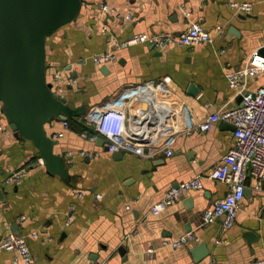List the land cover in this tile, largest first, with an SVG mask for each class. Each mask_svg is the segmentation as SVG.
I'll return each instance as SVG.
<instances>
[{"label":"crops","instance_id":"obj_1","mask_svg":"<svg viewBox=\"0 0 264 264\" xmlns=\"http://www.w3.org/2000/svg\"><path fill=\"white\" fill-rule=\"evenodd\" d=\"M105 1L112 9L101 8ZM231 1L81 0L74 16L45 36L47 79L79 109L74 119L68 118L67 128L55 116L44 124L47 135L57 140L53 152L63 157L68 176L46 169L34 144L11 129L0 100V238L11 227L25 235L33 264L264 260V179L255 190L256 179L247 177L249 193L230 228L222 226L221 218L202 223L204 210L228 190L218 180L204 178L202 188L185 191L158 214L151 210L169 187L209 173L233 144L229 122H215L207 130L198 127L213 111L239 102L225 72L241 67L257 47L264 53L263 0H238L251 2L248 11L236 9ZM192 22L209 29L211 39L164 47L138 41L116 46L115 57L107 61L96 63L91 57L132 33H179ZM56 71L61 72L60 84L53 78ZM165 75L170 76L166 97L134 100L139 83ZM263 83L264 72H259L248 78L247 88ZM107 107L133 109L141 126L131 123L129 132L141 136L143 122L155 116V139L168 140L171 153L149 156L142 144L140 153L109 151L98 138L84 137V130L94 129L89 120ZM59 131L63 135L53 137ZM16 169L25 170L21 181L7 183L5 177ZM71 207L74 216L66 223ZM187 231L199 239L176 247L164 243ZM201 244L207 250L203 256L194 248ZM0 264L23 263L16 251L0 249Z\"/></svg>","mask_w":264,"mask_h":264},{"label":"built area","instance_id":"obj_2","mask_svg":"<svg viewBox=\"0 0 264 264\" xmlns=\"http://www.w3.org/2000/svg\"><path fill=\"white\" fill-rule=\"evenodd\" d=\"M100 5L102 9H112V6L106 1ZM231 5L238 10L248 11L252 4L250 1L233 0ZM210 39L211 32L209 29L198 22H192L185 30L179 33L171 31L151 33L140 31L132 33L124 39L113 41L111 46L93 53L91 57L96 63L107 61L115 57L114 48L116 46L138 41H149L157 47H164L169 44H190L205 42ZM259 72H264V53L261 52L259 47L249 53L246 62L241 67L225 72L228 84L236 89V95L240 97V100L234 106H223L213 111L204 121L198 124V127L202 130H207L215 122H229L233 126V144L223 156L222 161L215 164L209 173L206 175L195 174L169 187L162 198L151 206L154 214H158L163 206L170 205L178 200L185 191L202 188L203 179L208 178L224 182L227 184L228 190L222 198L216 200L210 208L204 210L202 223L207 224L217 218H221L222 226L230 228L235 222L237 211L243 199L247 177L255 178L256 182L253 184V188L255 190L260 189L259 180L264 179V83L258 85L256 89L247 88L248 78ZM53 78L55 81L58 80L60 84L62 80L61 72H54ZM169 80L170 76L165 75L161 79H148L139 83L135 88L134 100L142 98L143 100H148L150 96L152 98L166 97L170 92L168 87ZM59 120L63 128L69 127L68 118H59ZM89 121L94 123V129L92 132L84 130L82 135L91 141H95L98 137L103 138V140H106L107 150L109 151L127 149L140 153L141 150H139L138 144H142L147 146L148 152L146 154L149 156L163 150L168 154L171 153V150L168 149V140L159 142V140L155 139L157 132L152 126L159 123L155 116L154 118H147L143 122L142 132L145 133L144 136L129 132L131 123H137L138 121V129L141 126L139 123L141 118L133 109L128 112L127 109L107 107L102 109L95 119H90ZM2 130L3 126L0 124V131ZM62 135L63 132L59 131L54 133L53 137H61ZM127 136H130V138L133 136L134 140H128ZM24 174V169L10 170L5 177V181L17 184L21 181ZM76 194L81 195V192L78 191ZM98 196L99 194H96V197ZM73 216L74 210L71 207L67 214L66 223L70 222ZM31 233L33 236L36 235L35 231ZM198 239L194 232L187 231L175 238L165 240L164 243L176 247ZM0 249L14 250L20 255L23 264H33V254L23 234L14 233L10 230L7 235L0 238ZM89 264H101V262L93 260ZM248 264H264V260H252Z\"/></svg>","mask_w":264,"mask_h":264},{"label":"water","instance_id":"obj_3","mask_svg":"<svg viewBox=\"0 0 264 264\" xmlns=\"http://www.w3.org/2000/svg\"><path fill=\"white\" fill-rule=\"evenodd\" d=\"M80 2L0 0V100L4 114L11 129L39 150L37 156L46 169L65 177L64 159L53 152L57 140L47 135L44 124L54 116L74 119L79 109L47 79L45 36L71 19ZM97 140L107 149L103 138ZM247 193L245 188L244 195ZM10 230L18 232L13 227ZM194 248L202 256L207 254L204 244Z\"/></svg>","mask_w":264,"mask_h":264},{"label":"trees","instance_id":"obj_4","mask_svg":"<svg viewBox=\"0 0 264 264\" xmlns=\"http://www.w3.org/2000/svg\"><path fill=\"white\" fill-rule=\"evenodd\" d=\"M76 121H78V120H76ZM79 123H82L81 121L79 122ZM83 127V126H82ZM84 128V127H83ZM85 129V128H84Z\"/></svg>","mask_w":264,"mask_h":264}]
</instances>
